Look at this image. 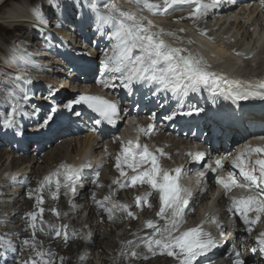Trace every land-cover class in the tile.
I'll return each instance as SVG.
<instances>
[{"label": "snow or ice", "instance_id": "6c2138e0", "mask_svg": "<svg viewBox=\"0 0 264 264\" xmlns=\"http://www.w3.org/2000/svg\"><path fill=\"white\" fill-rule=\"evenodd\" d=\"M136 2L140 3L141 0H136ZM142 2L144 8L153 14L168 13V10L173 9L174 5H195L194 9L190 11V16L194 19L203 17L208 9V5L202 3V0H163L162 6L150 3L149 0H142ZM51 3L62 18L63 8L56 4V0H51ZM72 6L76 10L77 19L82 24L89 23L85 11L92 14L94 17L93 30L97 35L109 41L108 47L100 49L103 55L102 71L100 72L101 79L96 82L102 84L106 89H112L114 95L116 89H122L126 94L133 95L135 94L134 85H143L145 88L151 89V96L158 97L160 94H165L164 103L159 105L163 108L169 102V97H186L189 93H200L201 90H204L212 98L213 110L210 111L195 102H189L186 106L177 102L170 111L162 114L160 119L173 122L177 121L178 117H200L204 113L205 117L212 121L209 130L200 133L205 138L211 134L217 139H227L239 133L241 129L247 130V128L257 125L264 128V114L257 116L241 103L250 100L264 102V82H260L254 87L245 86L238 80H230L224 75L211 71V65L202 57L187 49L171 47L165 43L162 36L172 35V33H164L163 29L159 32H152L151 29L154 26L151 21L144 24L134 14L118 11L114 3L105 2L101 5L97 3V0H72ZM100 7L108 9L107 14L100 12ZM33 15L40 24L48 23L41 9H33ZM105 25H111V28L105 31ZM57 26L62 27V24L58 23ZM203 34L207 35L206 32ZM45 42L48 43L47 38H45ZM60 43L63 44L62 41ZM134 51L139 54L133 55ZM18 59L22 65L21 75L15 77V81L18 82L16 90L6 95V100H11V103L4 105L8 111L0 115V133L10 132L22 138L25 120L35 119L37 121L36 130L46 131L62 116L66 115L68 119L76 118L78 120L82 117L85 109L93 114L91 119L95 125L115 126L120 120L121 108L118 99L110 101L98 95L84 93L60 101L51 88H49L46 97H40L48 103L47 111L41 117L40 113L44 109L40 105L32 103L37 98L30 87L34 81L30 77L24 78V74L33 65V62L28 56ZM70 71L87 75L93 70L88 66H82L70 68ZM20 83L29 87H20ZM146 98L150 97L146 95ZM218 99L229 102L231 107L219 109ZM20 101L24 103L21 104ZM78 106H83V108ZM150 119L155 123L157 119L155 112L152 113ZM141 131L151 134L154 131V124L149 125L147 129H141ZM260 138L264 139V133L260 135ZM157 152L160 156L166 155L162 149H157ZM253 153H264V148L246 146L245 151L232 161V167L238 169L239 177L243 178L242 181L238 180L233 171H229L227 177L220 176L216 179V183L224 188L225 194L231 192L233 187L256 190V194L253 196L241 199L233 198L228 207L229 212L235 210L239 213L240 219L246 226H249V230H251V225L260 220L261 214H264V158L252 161L250 158ZM189 155L199 162L204 160L206 154L198 152L189 153ZM226 158L221 157L215 161L217 168L224 167L223 160ZM145 165L149 166L144 167ZM124 166L132 169L136 174L127 177ZM115 167L119 170L121 177H127L122 187L147 184L159 193L160 208L157 215L165 220V226L158 228L151 221L147 223V227L154 230L152 237L145 241L149 253L155 254V250L159 248L162 250L161 254L166 252L168 256L175 257L179 264H214L210 254L221 245L210 233L202 231L200 227L180 231L184 209L191 196V191L179 184L183 175L182 169H175V175H170V171L161 166L158 156L150 152L147 145H140L139 142L134 144L131 140L122 144ZM207 167L209 165H205V169ZM61 168L64 169L62 173L65 180L64 187H72L74 191L75 184L80 180L79 172L82 169L78 170L67 165H61ZM138 169L142 170L138 171ZM257 170L259 175L255 174ZM53 175L59 177L61 173L56 172ZM96 175L98 177L99 173ZM198 175L201 181L205 179L204 170L198 171ZM52 183L51 176L45 178V184L51 185ZM114 183H119V181H114ZM60 187L61 182L56 179V192H59ZM27 195L28 198H32L31 193H27ZM56 198V194L53 193V199ZM107 199L108 197H105V200ZM43 202L42 198L37 200L38 204H43ZM97 204L104 208L111 220L112 208L105 207L103 202L98 201ZM140 204L141 200L137 198V206L139 207ZM114 207L116 205H113ZM119 207L127 213V216L134 217V213L129 211L126 205H119ZM43 211L44 209L40 208L41 215ZM249 212L257 214L254 219L249 217ZM28 218L34 236L37 215L29 213ZM177 232L178 235L175 234ZM56 234L59 236V231ZM220 235H224L222 229ZM65 240H67V236H65ZM23 244L26 246L31 244L32 247H35L34 243L28 239L24 240ZM258 244V251L257 249L252 250L253 257L259 254L261 264H264V232L259 234ZM0 248L5 252L12 253L16 250L13 242L4 241L2 238H0ZM38 255H43V253H38ZM132 255L136 256L137 254L133 252ZM228 258L232 264H251L250 261L242 258L238 250H235ZM2 260L3 258L0 257V261ZM3 264H6V261H3ZM32 264H35V261ZM45 264H51V261H46Z\"/></svg>", "mask_w": 264, "mask_h": 264}, {"label": "bare ground", "instance_id": "6f19581e", "mask_svg": "<svg viewBox=\"0 0 264 264\" xmlns=\"http://www.w3.org/2000/svg\"><path fill=\"white\" fill-rule=\"evenodd\" d=\"M28 1L31 3V0H28ZM33 3L37 5L38 9L42 10V14L44 15V17L47 18V16L50 14V10H49L50 7L46 6V5H45V7H43L41 4H37L35 2H33ZM247 3L248 2H241L240 5H242L243 7H246ZM65 7L66 8L69 7V2H67L65 4ZM236 8H237V5H234L233 8L232 7H227L221 13L222 14L230 13V12H233ZM256 8H257V5L255 3H253L252 4V11L250 13L255 12ZM25 11H27V10H25ZM25 11L22 12V7H20V8H17V9H12V14L15 15L16 17H22L24 19V23H27V24L28 23H32V25L36 26L37 28H41V24L36 20V18L34 19V22H33L32 21L33 17H30L27 14V12H25ZM71 15L76 16L75 13H73V14L70 13V15H68V17H66V19L63 20V21L64 22L73 21L72 19H69L71 17ZM261 15H264V12L261 13ZM245 16H247V15H245ZM210 17H211V14H205L200 19H198L196 21H190L189 22V20L186 19L185 15L182 16L181 18L178 17V16H173L172 18H168V19L164 20L165 21L164 28L165 29H169L168 32L172 33V35L174 36L175 34H177V32L180 30V27H182L183 24L186 25L187 27L189 26L190 28H191V26H193V27H195L197 29H195V30H193V32H191V31H188L186 28H184V31L186 32V34L184 36H182V37L196 36L198 40H201L203 43H205V44H207L209 46H215L216 50H218L219 52L224 53V55H227V56H230V57H233L235 52H237L238 54H244V53L241 52L239 46H238L239 48L238 47L234 48V46H233V48H230V47L228 48V47H225V46H222L223 48H218L216 45L213 44L212 41L208 40L207 35H204V34L200 35V31L204 29L203 25L205 24L206 21H208L210 19ZM232 17L234 19L232 23H233V25H236V27H235L236 32H235L234 35L235 36L239 35L240 36L239 39L242 40L243 44L245 43V41H248L249 39L251 40L252 39V35L256 39H258L259 41L263 37L264 32L261 33L263 27L262 26L258 27V32H257L255 27L259 26L257 24L258 20H255V21L251 20L250 18L252 16L248 15L246 19L245 18L244 19H240L237 14H234ZM30 21H32V22H30ZM47 21L49 22V20H47ZM178 21H181L180 24L179 25H175V24H177L175 22H178ZM68 24L70 26L73 23L68 22ZM216 24H217V22H215V25ZM228 24H229V21H226V22L222 23L220 25V27L218 28V30H220L221 28H223V26L228 25ZM88 25H89V23L86 24V26H88ZM21 26L23 28H21L22 30H20V31H23L22 33H24L27 36V38H28V42L27 43H29V44L26 47H33V44L30 42V40L36 38L38 35L36 36V35L31 33V28H32L31 26H29V25H21ZM110 28H111V25H105L104 26V30L105 31L110 29ZM47 31H49V30H46V31L45 30L44 31L41 30L40 32L43 33L44 35H48ZM70 36H74V37H76V39H77V37H80L83 41L87 42V44H92L91 46H95L96 47V50H97L98 54H99V52L101 53L100 49H103V48H106V47L109 46V41L104 39V38H102L100 35H97V34L95 35L96 37H95L94 41L92 40L93 36L91 34L90 35H86V34H83V33H79L77 30H74V31L70 32ZM63 37L65 38V36H62V38ZM214 38H215V36H214ZM57 39H59V38H57ZM59 40H62V39H59ZM59 44H60V42H59ZM249 44H250V42H249ZM260 44H259V46H260ZM51 45H54V44H51ZM223 45H225V44L223 43ZM261 47L263 48L262 51L257 50V48L253 49L251 47V50L249 51L252 54L251 55L252 56L251 59H239L237 56L234 57L235 60H237L236 65L240 64V65L247 66V68L249 67V69L251 70V72L253 74L262 73L264 71V45L263 46L261 45ZM57 48H59V47H57ZM81 48H82V46H81ZM81 48L78 49V51H80ZM88 48H90V46ZM29 49L30 48H27V50H29ZM29 51H34V54L36 56H39V59L42 58V57H45V55L43 53H41L42 49H40V45H36L35 44L33 50H29ZM51 52L55 53L54 54V58H55L54 60L56 62L57 61L59 62V58L61 56H62V60L64 62L65 54L56 52L53 49H51ZM247 52H245V53H247ZM137 54H138V52L134 51L133 55H137ZM35 58L37 59V57H35ZM39 59H38V61H39ZM6 61H8L11 64H14L17 68L21 69V67H22L21 62H20V60L18 58H14L12 56H6ZM0 63H1V61H0ZM54 63L55 62H53V64H52L53 68H51L50 66H47L49 64L47 62H45V61H42V63L40 62V65L33 64L31 67L28 68L29 71L35 70L36 72L40 73V74H37L36 76H28V78L29 77L30 78H35L38 81V82L35 81L30 86L32 88V90L35 92V94L42 91L41 90V86H44V85L48 86V85L52 84L55 80H57L59 78L74 77L72 79L73 80L76 79L75 77H77V76L73 74L74 72H71V75H65L64 72L61 69H58V68L54 67ZM2 64L8 65V64H5V63H2ZM57 64H59V63H57ZM236 65H234L233 68H235ZM0 68H2V69H0V71L1 70H6L5 67H3L1 65H0ZM101 71H102V69H101ZM5 74L6 73H4V76H5ZM10 75H11V73H10ZM77 79H81V78L78 77ZM13 81H15V78L13 79ZM96 81H97V79L93 75H91V76L88 77L86 83H83L82 81H79L77 83L78 84L77 86H82V85H86V84L87 85H94V84H97ZM98 84H100V83H98ZM100 85H102V84H100ZM106 90L108 91V93H110L111 95H113L114 97H116L118 99L126 98L128 101L131 102V105L134 104V106L139 104V100H140L141 96L145 97L148 94V92H149V90H147V91H145L143 93L140 90L139 91H135L134 90L135 94L128 95L125 92H123L121 89H116L115 90L116 94L114 95L112 89H106ZM6 103H11V100H6V95H4L3 92L0 90V110L7 109V107H4V105ZM39 105L45 111V107L48 105V103L44 101V102H41ZM134 106L129 109V114L135 115L136 117H139V118H142V119H140L138 121H132L131 119H127L125 122L122 123V127L124 129L121 131V133H125L126 132V133H130L131 134L132 130L135 129V128H138L139 126H142L143 129H147L148 126L150 125L149 121H151V124H154V131L151 134H145V132L142 131L141 138L139 139V144L148 146V144H146V141L151 139V138H153V136H155L156 139H157V143H156L157 147H155L153 149L151 148V150L148 147V149H149L150 152H153V153H155L158 156L161 166L163 168H165V169L167 167L169 168L170 166L174 165V163L178 160V158H180V154L183 155V156H186L185 150L189 154L188 148L186 146L182 145V143H184L185 140H189L192 137L191 134L186 133L182 128L181 129H174L171 126L165 125L163 123V120L160 119L161 114H159L157 116V119H156V121L154 123L153 120L150 119L151 112L153 111L154 106H151V107H145L144 106L140 110L135 109ZM228 107H231V106L228 105L226 108H228ZM44 113L41 114V117L44 115ZM36 122L37 121L35 119L25 120L24 121V123L26 125L25 129L26 130H30V129L35 128ZM68 131L69 130H65L63 128L61 130H59V131L48 129L46 131H42L43 135L35 134L34 136L39 138V142L35 143V146H36L35 153L31 154V155H26L27 154V149L32 146L31 144H33V140L31 138V136H29V134L25 133L22 138L18 137V140L20 142L24 143V145L19 143L21 147H24L23 149L22 148L19 149V148H12L13 147L12 144L15 142V135H13L10 132L9 133H1L0 136L2 137V140H0V146H5L8 149L6 150L5 147H3V149H0V163H1V160L3 158L1 156L2 152H4L3 153L4 155L8 154L7 155L8 158L11 157L12 159L10 160L11 164H10L9 170H8V168L6 170L3 169L4 171L3 172L1 171L0 175L3 174V173H7V172L9 174H14L15 172H18V170L21 171V172L25 171L27 169H30V171H31V169L35 170V167H36L35 162L37 163L40 159H44L45 162L50 167V169L51 168H55V166H57V165L70 166V164H72V163H74V165H76V164L80 163V161L82 163H84V165H90L92 163L91 161L86 163L87 162L86 159H84V158L81 159L80 158L81 152L85 151L86 152V156H88L89 150H90V148H91V146H92V144L94 142H96V143L98 142L97 144H99L102 140H105V141H108V142L110 141L109 139H104V137H105V133L104 132H100L99 135H98L97 131L95 130V128H92V127L83 129V131H82L83 134L82 135L85 134V131H86V134L83 137L80 136L81 138L80 137L78 138L79 132H77V131H81L80 129L74 131V132H76L77 136L71 134V133H73L72 130H70L69 132ZM92 132H93L94 135L92 134ZM117 134L113 135L112 137H115V136L117 137ZM95 135H97V136H95ZM161 135L163 136L162 139H161ZM170 135H172L174 138L177 137L179 139L177 141L172 140L170 138ZM66 136H69V137H66ZM71 136H73V138H75V137L77 138V143H78L77 145H79V148H77L76 146L75 147L72 146L71 142L68 141V138H70ZM118 136H121V135L118 134ZM63 137H65L67 139H65ZM168 137L171 140H167ZM117 139L121 140L120 137L117 138ZM180 139L182 140V142L180 141ZM41 142L48 143L49 145L42 146ZM111 142L113 144L112 148L115 146L113 148L114 150H116V151L120 150V149L117 148L118 145H120L119 140L111 141ZM116 145H117V147H116ZM69 147H71V150L75 153V155H74L73 158H71L70 160L65 162L63 160H64V157H65V153L68 151ZM45 148L48 151H46V152L44 151V152L40 153V155H39L38 152L40 150L45 149ZM157 149H162L163 152L166 155L160 156L159 152H157ZM120 153H121V151H118L117 155H119ZM251 157H252V161H255L256 159L264 158V153H260V154L253 153ZM37 158H39V159H37ZM192 160H193V163H194V170L193 171L191 170V172L188 174V176H185L184 178H180L179 184L182 185L183 187L189 189L191 191V193H195L196 191H199V189L203 191V186H200V188L195 186L196 182L202 183L200 178H199L198 171L204 170L205 173H206L208 171H214V170L205 169L203 164H202L203 160L199 161V162H197L194 159H192ZM108 165H109V169H110L109 171L111 172L109 175H111L112 177H115V176L119 175L115 171V167H114L113 162L109 161ZM146 166H149V165H146ZM1 167L3 168V164H0V168ZM226 168L227 169L225 171H223V172L216 171V179L218 177H220V176L223 177L225 174H228L229 171H233V169L231 167L227 166ZM140 170H142V169H138V171H140ZM53 171H51V172H53ZM257 171L255 173L256 175H257ZM132 172H133L132 169H129L128 172H126L127 173V177H131L132 175L136 174V173H132ZM94 173H96V169H95V167L94 168L92 167V168L88 169V171H85V172H83L81 174L80 180L75 184V185H80V184L83 183L84 188L81 191L77 192L75 190V191H72V192L68 193L66 191L65 192H61V191H63V189L60 190L59 200H58L57 205L55 206V208H57V210H58V214H57L58 221H59L58 226L52 225L49 222L48 215L46 213H42V215L40 214V208H43V207H39L38 205H40V204L35 203V200H38V199L41 198V197H37L35 195L36 190L34 192L31 191V193L33 192L32 201L31 202L30 201H26V203H25L26 204V208L25 207H22V208L20 207V208L14 210V211L9 212L8 214H6V213L4 215L0 214V222H5L6 223V224L0 225V236H1L0 238H2L5 241V237L7 235L13 236L11 239H9V241L13 242L16 248L18 246V248H19L18 250H20L19 252H18V250H16V252H14V253L10 252L9 258L7 260H13L14 264H32V261L27 256L24 257V255H23V252H24V253H27L28 256L35 261V264H45L46 261H51V264H86V261H87L86 258H79V259L77 258V254H79L80 251L83 252L82 248H84V244H86V247L88 248V250L96 249V248L99 249V248H101L102 244H104L105 246L109 244L111 248H113V247L117 248L118 247L117 243L114 240H111L109 238L108 231L106 229H104V228L101 229L102 227H100V229L98 227L96 229V233L92 237H88V238L86 237L85 238L82 235V233H81L79 235V237L77 238V240H81V241L83 240L82 242L80 241L81 245H79V241L75 240L76 243L78 242V245L75 244V246H73L72 245L74 243V241H72L73 237L69 234V231H68L69 226H68V224L66 223V221L64 220V217H63V210L67 211L68 210L67 207L70 204L78 205V204H81L85 200H89V193L91 192V191H89V189H91V190H95V189L99 190L98 187L104 186V188L106 189L105 192H109L108 191V184L105 183V182H101V181L95 179L96 175H94ZM258 175H259V172H258ZM127 177H121V178L119 177V178L115 179V181H119V183H113L112 184L113 185L112 189L114 188L116 191H118L117 194L114 193L111 196L112 199L114 198L113 200H115L117 204L119 203L120 193L124 189V187H122V185L126 182ZM216 179L213 182V186H212L213 188H215L218 185L216 183ZM93 181H95V182H93ZM36 182H39V180H34V183H36ZM84 182H87V183L85 184ZM24 183L27 184V180H25ZM34 185L35 184L31 185V188H33ZM145 186H146V188H145ZM9 188L10 187H6L5 189L7 190ZM136 188H139V190H140V188L145 189V191L142 192V195L140 197H142L143 199H146V198L147 199H152L153 202H154V204H153L154 210L152 209L153 214L155 215L156 213H158L159 212V208H160V201L158 199L157 192L155 190L151 189L150 185H147V184H137L136 186H128L126 191L129 192V190H131V189L134 190ZM217 188H219V187H216L215 189H217ZM220 188L223 189V191L220 192V193H217V194H215V195H213L211 197H205L206 194H207V191L202 192L201 195H200V196L204 197L202 199L201 203H205L207 201H213V204L211 206H206V207L203 208V210L205 212H207V213H209L211 215H218L219 207L221 205H226V204L230 203L233 198H240V199L241 198H247L249 196H253V195L256 194V190H248V189H245V188H238V187H233L231 192L225 194L224 188L223 187H220ZM92 192L90 193V195L92 194ZM63 193H64V195H63ZM130 193H131V191H130ZM102 194H103V192L102 193L101 192L97 193L96 194V196H97L96 198H101ZM20 195L21 194H19V196ZM18 197H17V199H18ZM136 197H138V193H136L134 198H136ZM196 198H198V195H193L192 196V199H196ZM119 205H122V203H120ZM142 205L144 206V209L146 208V209L149 210V205L147 203L143 202ZM131 207H133V206H131ZM27 208H28V210H27ZM185 208H190V206L187 205ZM191 211H192V208L189 210V213H191ZM76 212H77V210H74V212L70 213V215H74V213H76ZM90 212H91L90 213L91 217H89L88 220L91 221L93 217L95 218L97 213L99 214V209H96L95 207H91L90 208ZM29 213H36V215H37V219H36V222H35L36 223V228H35V235L34 236H33L32 229L30 227V221H29V218H28V214ZM249 213H250L252 219H254L255 216L257 215L255 212H249ZM125 215H126V212H121L118 215H114V217L116 218V224L121 226V223H122L121 221L123 220ZM22 217H24L23 218V223L24 224H22V226H18L16 228H14L12 234H7L8 230L11 228L9 225L17 224L18 222H20V218H22ZM157 217H158V215H157ZM262 217H264V214H261V218ZM169 218H170V213H169ZM145 222H146V219H145ZM192 222L193 221L191 219H185L184 218L183 219L182 229L180 228V231L182 232V231H186V230L192 228L191 227ZM157 223H158V221H157ZM218 224L220 225L221 222L219 221ZM146 226H147L146 224L145 225L143 224L142 226H139L137 228H135L133 226L132 229H131V227H130V229H131L130 231H134L135 230L134 232H135L136 241L133 242V243L131 242L132 244L126 243V246H123L122 249H121V252L126 250L125 251L126 253H130L131 251H134L137 254L136 257L133 256L132 254L130 255L129 259L132 260L131 263H133V264H137V261L141 262V260L142 261L146 260L150 256L152 257V256H154V255L159 253V248H157L155 250V254L149 253L148 250H146L145 252L142 251V247H143L142 243H143V241L146 240L148 237H150L152 235V232L150 234L145 235L146 232H150L149 229ZM39 227H43L44 228L45 232H43L44 230L42 232L45 233V234H41L39 232V230H40V229L38 230ZM222 227H224V225ZM140 229L141 230L145 229V231L143 230L142 232H138ZM259 230L260 229H257L255 232H258ZM57 231H59V233H60L59 236H57V234H56ZM130 231L127 234V236L124 237L125 241H126L127 238H129ZM175 234L178 235L179 233L177 232ZM65 236H67V240H65ZM74 238H76V237H74ZM234 238L236 239V241L234 243L230 242V244H234V246H236V248L240 249V251L242 253V255H241L242 258L250 261L251 264H261V256L259 254H256L255 257H253V251H252L253 249H257V251H258L259 244L252 245L254 240H253L252 237L249 236V234H248V232L246 231L245 228H241L237 232V234L234 235ZM26 239H28L32 243H34L35 247H32L31 244L27 245V246L24 245L23 241L26 240ZM102 240H104V241H102ZM250 246H252V247L249 250ZM114 252H115V249H114ZM38 253H43V255H38ZM145 257H147V258H145ZM159 257H161V258H158L154 262L152 260L147 261L148 262L147 264H177V261H178L175 257L168 256L166 254V252H164V254H161ZM213 260H215V259L213 258ZM228 260H229V258H228ZM163 261L165 263H162ZM2 262H3V260H2ZM8 264H9V261H8ZM116 264H123V263L122 262H118Z\"/></svg>", "mask_w": 264, "mask_h": 264}, {"label": "rangeland", "instance_id": "374dc122", "mask_svg": "<svg viewBox=\"0 0 264 264\" xmlns=\"http://www.w3.org/2000/svg\"><path fill=\"white\" fill-rule=\"evenodd\" d=\"M18 1H20V0H16V3ZM22 1H24L25 3H27V4H29L31 6V9H26L27 11H25V12H27V14L30 17H33L32 21L34 22L35 17L33 15V9H38V8H37V5L34 4L33 2H35L37 4H41L43 7H45L44 2H42V0H31V4H30V2L28 0H22ZM70 1H68V0H56V4L60 5V7L63 8V13H64L63 16L64 17L61 18L58 15L57 9L52 5V3H50L51 0H48V3L50 5L49 6L50 7L49 8L50 14L47 16V20H49V22L46 25H47V27L50 29V31L53 34L51 32H49V31H47L48 35H44L43 33L40 32L41 30L42 31H44V30L41 29V28H37L36 26L32 25V23H28V24L27 23H22L14 31H7V30L3 29L2 27H0V53H1L0 57L3 58V59L4 58L6 59V56H12L14 58H19V57H22V56H28V57H31V60H33L34 59V55H35L34 51H29V50H33V48H34V46L36 44V45H40V49H42V53L45 55V57H43V59H39V58H37V59L35 58V59L36 60L39 59V62H41V63H42V61L47 62L49 64L47 66H50L51 68H53L52 64H53V62H56L54 60L55 59L54 58V54L55 53L51 52V49H53V46H50L49 43H46L45 42V38H47L48 42H51V44H54L55 45L54 47L57 50H59L60 52H63L67 56L71 55V53H69L68 50H67V49H70L69 48L70 45H68V46L66 45V47H62L63 45H60L61 43L59 44V42L67 40L68 38L70 40H72L73 37L70 36V32H72L74 30V28L79 33H80V31H85L86 30L85 33L87 35L91 34L92 36L96 32L93 30L94 24L92 23L93 20H94V17L89 12L87 13V11H85V16H86L87 20L89 21V25L88 26H86V24H82L81 21L79 19H77V17L74 16V15H71V17L69 18V19L73 20V21H68V22L73 23L70 26H69L67 21L66 22L63 21V20L66 19V17H68V15H70V13L73 14L76 11L75 8L72 6V0H70ZM132 1L136 2L135 0H132ZM158 1H159V3H157V0H153V2H156V4H160V5L163 4V0H158ZM67 2H69V7L66 8L65 4ZM141 2H142V0H141ZM149 2H151V0H149ZM130 4H131V7L134 8L135 10H137L139 8H144L143 5H140V4H137V3H133V4L130 3ZM24 6L25 5H23L22 7H24ZM194 7L191 10H189V14H190V11H192L194 9ZM99 10H100V12L105 13V14H107V12H108V9H106L104 7H100ZM89 15L92 16V17L90 18ZM245 15L243 16V18L246 19L248 15L247 16H245ZM190 17H189V22L194 20V18H192V17L190 18ZM57 18H59L60 21ZM250 19L253 20V21L258 20V23L259 22L262 23V18H261V14L260 13L254 14ZM32 21H30V22H32ZM58 23L62 24V27L61 26H57ZM211 24H214V22H212ZM21 25H29V26H31L32 27L31 28V33L36 35V36L38 35L36 38L30 40V42L33 44V47H26L29 44V43H27L28 42V38H27V36L24 33H22L23 31H20V30H22L21 28H23ZM235 27H236V25H233V23H229L228 25L223 26V28H221L220 30H218V29L215 30L214 31V33H215L214 36L216 38L215 42L218 44V40L221 39V43L223 42L224 44H227L229 47H232V48H233V46H234V48L239 46L240 49H242V46H245L243 48L245 50L247 45L250 48L251 45H252V41L253 40L252 41H245V43L243 44L242 40L239 39L240 36L239 35L238 36L234 35L235 32H236ZM258 27H260V26L255 27L257 32H258ZM184 28H186L188 31L193 32V30L189 26L187 27L186 25L183 24L182 27H180V30L175 35H180L181 34L180 37L184 36L186 34V32L184 31ZM205 28L208 31L211 30V27H208V24L206 25ZM181 29H183V31H181ZM41 35H42V37H41ZM62 36H65V38L64 37L62 38ZM57 38L62 39V40H59ZM43 39H44V43L42 44V40ZM93 39H94V36H93ZM249 42H250V44H249ZM56 46L59 47V48H57ZM219 46H217V47L219 48ZM27 48H30V49L27 50ZM220 48H222V46H220ZM249 48L247 49V51L249 50ZM13 50L16 51V52H14ZM18 50H19V52H17ZM247 54H249V53H247ZM60 58L61 59H59V62L57 61L56 64L57 63L60 64V60L62 61V56ZM249 58H251V56ZM0 64H2V63H0ZM6 68H8V67H6ZM0 69H2V68H0ZM30 74L34 75L35 71L34 70L31 71ZM17 75L18 74L11 73L9 78L13 81V79ZM0 83L2 84V85H0V90L3 92L4 95H7V93L13 92V91L16 90L17 84H11L10 82L4 81L2 79L0 80ZM20 87H28V85L25 86L23 83L22 84L20 83ZM20 103L23 104L24 102L20 101ZM32 103H34V101H32ZM7 111H8V108L5 109V110H0V115H2L3 113H6ZM85 134H86V131H85ZM84 135H82V137ZM66 137H69V136H66ZM72 137L73 136L68 138V141L71 142L72 146H74V147L76 146L77 148H79V145H77L78 143L74 144L73 141L75 139L73 140ZM109 137H111V136H109ZM119 137L120 136L117 135V137L115 136V137H113L111 139L112 140H116ZM63 138H65V137H63ZM162 138H163V136L161 135V139ZM65 139H67V138H65ZM0 140H2L1 136H0ZM104 141L105 140H102L99 144H97L98 142L97 143L94 142L92 144V146H91L89 151H90L91 159H95V160L98 161V162H96L97 164L91 163L93 165L95 164V166H94L95 169L97 167L96 174L99 173L98 177H97L96 174H94V175H96L95 179H97V180H99L101 182L107 183L109 192H105L106 189L104 188V186L98 187L99 190H96V189L95 190H91V189H89V191H91V192L93 191L91 195H90L91 192L89 193V200H85L81 204H78V205L70 204L67 207L68 208L67 211L63 210V217H64V220L66 221V223L69 226V229H68L69 234L73 237L72 241H74V243L73 244L71 243L73 246H75V244L78 245V242L76 243L75 240H77V238L79 237V235L81 233H82V235L85 238L86 237L87 238L88 237H92L96 233V229L98 227H99V229H100V227H102L101 229H103V228L106 229L108 231L109 238L111 240H114L117 243V245H118L117 248H114V247L111 248L109 244L106 245V246L104 244H102L101 248H99V249L96 248V249L88 250V248L86 247V244H84V248H82L83 252L80 251V253L77 254V258L78 259L79 258H86L87 259L86 264H116L118 262H122L123 264H133V263H131L132 260H130L129 258H130V255L134 251H131L130 253H126L125 252L126 250H124V251L121 252L122 247L126 246V243L132 244L133 242L136 241L135 232H134L135 230L134 231H130V230L132 229L133 226L135 228H137L139 226H142L143 224L147 225V223L149 221H151V222L153 221V223H156V225H158V224L160 225V221H158L160 219V217L159 216L157 217V213L155 215L153 214V211H152V209L154 210V207H153L154 202H153V200L152 199H147V198L143 199L142 197H140L141 192L145 191V189H143V188H140V190H139V188H137L138 191H140L138 193V191H136L135 189L134 190L131 189L128 192V191H126V189L128 187H124V189L121 191L120 196H119L120 197L119 198V203L117 204L116 201L113 200L114 198L112 199V197H111L112 194H114V193L117 194V192H118L114 188L112 189V186H113L112 184L114 183L115 179H117L119 177L121 178L120 172L115 167V164H116V158L118 156L117 153H118V151H121L122 145H118V147L116 145V147L118 149H120V150L116 151V150L113 149L115 146L112 148L113 144H112L111 141H109V142L108 141L104 142ZM41 143H42L41 144L42 146L49 145L48 143H43V142H41ZM156 143H157V139H156L155 136H153V138H151V139L146 141V144H148V147H149L150 150H151V148L153 149V148L157 147ZM12 145H13L12 148H19V149L22 148L23 149V147L20 146L19 142H14ZM32 146L27 149V154L26 155L33 154ZM3 147H5V146H0V149H3ZM5 149L7 150L8 148L5 147ZM44 151L46 152L48 150L45 148L43 150H40L38 152V154L40 155V153H42ZM3 153L4 152L1 153V156L3 158H2L1 163H0V164H3V168L2 167L0 168V173H1V171L3 172L7 168L9 170L10 164H11L10 160L12 159L11 157L8 158V156H7L8 154L4 155ZM74 155H75V153L71 150V147H69L68 151L65 153V157H64L63 161L67 162L68 160L73 158ZM37 159H39V158H37ZM109 161L113 162L114 167H115V171L119 175H117L115 177H112L111 175H109L111 173L109 171L110 170L109 169V165H108ZM44 162H45L44 159H40L37 163L35 162V165H36L35 170L31 169V171H30V169H27V170L22 171V172H16L13 175L9 174L7 172L8 175H12V176H8V177L5 176V175H7L5 173L0 175V188L3 187L2 190H0V214H3V215L5 213L8 214L9 212L14 211V210H16V209H18L20 207L21 208L22 207L26 208V204H25L26 201H30V202L32 201V198H31V200H30V198H28L27 193H31V191L34 192L36 190L35 195L37 197H41L43 199V201H44L43 204H40L38 206L39 207H43L45 209L43 213H46L48 215L49 222L52 225L58 226V224H59L58 216H57L58 210H57V208H55V206L57 205L58 200H59L60 190L63 189V191H61V192H65L66 191L68 193H70V191H69V187L68 188L64 187L65 180H64V176L62 174L64 170L61 168V165H57V166H55V168H51L50 169L48 164L46 162L45 163ZM91 162H92V160H91ZM144 167H148V166L145 165ZM129 169L130 168H127L126 166H124V171L125 172H128ZM51 171H53V172H51ZM56 172H60L61 175L59 177L53 175ZM23 173H25V175ZM18 175H20V176H18ZM49 176H51L52 180H53V183L51 185L45 184V178L49 177ZM56 179H59L60 182H61V187H60L59 192H56V189H55V180ZM25 180H27V184L24 183ZM34 180H39V182L34 183ZM84 183L86 184L87 182H84ZM33 184H35V185H34L33 188H31V185H33ZM5 187H10V188L6 190ZM145 188H146V186H145ZM99 191L101 193L103 192V194H102L101 198H96L97 197L96 194L100 193ZM130 191H131V193H130ZM33 192L31 193V196H33ZM53 193L56 194V196H57L56 199H53ZM136 193H138V197L134 198ZM19 194H21V195L19 196ZM63 195H64V193H63ZM158 196H159V193H158ZM17 197H18V199H17ZM105 197H108V199L105 200ZM137 198H140V200H141V204H140L139 207L137 206ZM98 201L99 202H103V204H105L104 205L105 207L112 208V219L111 220L109 219V214L104 210V208L98 206V204H97ZM143 202H145V203H147L149 205V210L150 211L148 209H146V208L144 209V206L142 205ZM35 203H37V200H35ZM120 203H122V205H126L128 207V210H130L131 212L134 213V217H129V216H127V213H126L125 217L121 221L122 222L121 226L116 224V218L114 217V215H118L119 213L124 212L123 209H121L119 207ZM113 205H116V207L113 208ZM131 206H133V207H131ZM91 207H95L96 209H99V214L97 213L95 218L93 217L92 220L90 221V220H88V218L91 217V215H90V213H91L90 212V208ZM70 208H72L73 211H70ZM27 210H28V208H27ZM74 210H77V212L74 213V215H70V213L74 212ZM23 218L24 217L20 218V222H18L17 224L9 225L11 228L8 230L7 234H12L14 228H16L18 226H22V224H24L23 223ZM145 219H146V222H145ZM157 221H158V223H157ZM2 224H6V223L5 222H0V225H2ZM130 227H131V229H130ZM157 227L159 228V226H157ZM148 229H149L150 232H146L145 235L150 234L151 232H152V235H153L154 230L153 229L151 230V228H148ZM38 230H39V232L41 234H45V233H43V232H45L43 227H39ZM143 230L145 231V229H142V230L140 229L138 232H142ZM129 231H130V236L125 241L124 237L127 236ZM152 235L150 237H152ZM249 236H251V234H249ZM12 237L13 236H11V235H7L5 237V241H7V240L9 241V239H11ZM74 237H76V238H74ZM150 237H148V238H150ZM146 240H144L143 243H142L143 244L142 245L143 246L142 247V251L144 250V252L147 250L146 249L147 247L145 245V241ZM77 241H79V245H81V243H80L81 240H77ZM102 241H104V240H102ZM15 249L18 250L19 249L18 246H17V248L15 247ZM114 249H115V252H114ZM16 250H15V252H16ZM19 251L20 250H18V252ZM161 251L162 250L159 249V253L156 254L157 256L156 255H154L152 257L150 256L146 260H143V261L141 260V262L137 261V264H147L148 263L147 261H149V260H152L154 262L158 258H161V257H159L161 255ZM9 254H10V252H5V251H3L2 248H0V257L3 258V261H6V264H8V261H9V264H14L13 260H7L9 258ZM23 255H24V257L27 256L32 262L34 261L33 259H31L28 256L27 253L23 252ZM226 256H228V255H226ZM0 262H1L0 264H3L2 261H0ZM162 263H165V262L163 261Z\"/></svg>", "mask_w": 264, "mask_h": 264}, {"label": "clouds", "instance_id": "9594fccd", "mask_svg": "<svg viewBox=\"0 0 264 264\" xmlns=\"http://www.w3.org/2000/svg\"><path fill=\"white\" fill-rule=\"evenodd\" d=\"M42 2H44V4L46 2L47 5L50 6L49 3H48V0H42ZM23 5H25V6L22 7ZM20 7H22V12H24L26 9H31V6L29 4H27V3H25L22 0L18 1L17 3H16V0H0V27H2L3 29H5L7 31H14L20 24L24 23V19L22 17H16L15 15L12 14V9H17V8H20ZM41 29H43V28H41ZM72 37H73V39H76V37H74V36H72ZM37 58H39V56ZM40 59H43V57L40 58ZM0 61H1V63H4L2 61V59H1V57H0ZM5 64H8V65L0 64L1 66L5 67V69H6V70H1L2 71V78L3 79L6 80V76H4L3 73H7V69H8L9 76H10V73L21 75V69L20 68H17L14 64L9 63L8 61ZM34 64L35 65H40V62L38 60H36ZM6 67H8V68H6ZM54 67L56 68L57 67V64ZM30 72L31 71H29V69H27V72L24 74V76H31ZM36 73H38V72H36ZM36 75L37 74H35L34 76H36ZM59 79H62V78H59ZM59 79H57V80H59ZM8 81L11 82L12 84H15V82H16V81H12L11 79H9ZM73 86L74 87H77L76 85H73ZM25 126L26 125L24 123V127ZM39 132L40 131L36 130V128L30 129V130L24 129V133L29 134V136H31V138L33 140V144H31V145H33L32 146V148H33V150H32L33 151V154L35 153L34 152V149L36 148L35 143L39 142V140L36 142L34 135L35 134H38ZM79 137L80 136H78V138ZM76 139L77 138H75V140L73 141L74 144L77 143V140ZM15 142H19L22 145H24L23 142H20L18 140V137L17 136H15ZM89 153H90V151H89ZM181 156L182 155L180 154V157ZM18 172H21V171H18ZM23 174L25 175V173H23ZM212 186H213V184L211 182L207 185V188L208 189H207V194H206L205 197H211V193L213 192V189H214ZM0 190H2V188H0ZM69 191L72 192L73 189L71 187H69ZM74 191H75V189H74ZM157 194H158V192H157ZM193 195H198V198L193 199V200H196L197 203H199L198 204V207L196 209H192L191 213H189V210L191 209L190 208L188 210L187 214L184 215V218L185 219H191L193 221L192 222V225H191L192 228H194V227H200L201 228V226L203 224H205L206 228H208L209 230H214L215 231V234L213 235V237L216 240L223 239V242H224V245L222 247V250L223 251L219 255H216V256L212 257V258L215 259L214 260V264H232V261L230 259L228 260V256L231 255V254H228V252L230 250V246H234V244H230V242H233L234 243L236 241V239L234 238V235L237 234V232L241 228H243V227H241V225H242L241 222L238 220V218H235L233 220L231 218H229V212H227V211L225 213H221L219 215V218L220 219L218 220L216 217L210 215L209 213H207V212H205L203 210L204 207L209 206V205L211 206L213 204V202L211 203V201H207L205 203H201V201H202V199L204 197L203 196H200L199 191H196L195 193H191V196H193ZM158 199H159V196H158ZM71 209L72 208H70V211H71ZM200 215H202L203 218L205 219V223L200 220ZM158 221H160V224L161 223H164V225H165V220L164 219H161L160 218ZM219 221L221 222L220 225L218 224ZM232 221H234L235 224H237L235 228H234V225L232 224ZM223 225H224V227H222ZM157 226H159V224ZM259 228H257V229H259ZM221 229L224 232V235L223 236L220 235ZM248 234H251L250 237H252L253 240H254V242H253L252 245H255V232L254 233L253 232L252 233L251 232H248ZM251 247L252 246L249 247V250L251 249ZM235 248H236V246H235ZM236 250H238L239 253L242 255L240 249L236 248ZM226 255H228V256H226ZM177 264H179V261H177Z\"/></svg>", "mask_w": 264, "mask_h": 264}]
</instances>
